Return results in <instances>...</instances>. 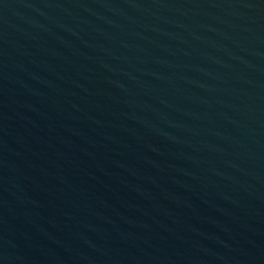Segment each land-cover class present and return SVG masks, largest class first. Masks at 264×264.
Here are the masks:
<instances>
[{
	"label": "water",
	"instance_id": "obj_1",
	"mask_svg": "<svg viewBox=\"0 0 264 264\" xmlns=\"http://www.w3.org/2000/svg\"><path fill=\"white\" fill-rule=\"evenodd\" d=\"M0 264H264V0H0Z\"/></svg>",
	"mask_w": 264,
	"mask_h": 264
}]
</instances>
